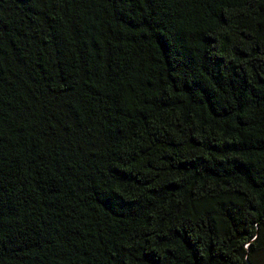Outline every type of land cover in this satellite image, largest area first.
Wrapping results in <instances>:
<instances>
[{
	"label": "trees",
	"instance_id": "trees-1",
	"mask_svg": "<svg viewBox=\"0 0 264 264\" xmlns=\"http://www.w3.org/2000/svg\"><path fill=\"white\" fill-rule=\"evenodd\" d=\"M264 0H0V264H261Z\"/></svg>",
	"mask_w": 264,
	"mask_h": 264
},
{
	"label": "rangeland",
	"instance_id": "rangeland-1",
	"mask_svg": "<svg viewBox=\"0 0 264 264\" xmlns=\"http://www.w3.org/2000/svg\"><path fill=\"white\" fill-rule=\"evenodd\" d=\"M260 261H261V264H264V256H263L262 260H260Z\"/></svg>",
	"mask_w": 264,
	"mask_h": 264
}]
</instances>
